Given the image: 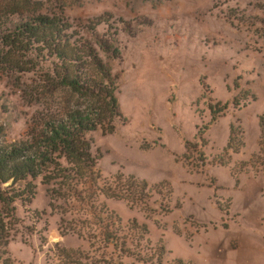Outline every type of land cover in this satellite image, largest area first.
Segmentation results:
<instances>
[{"label":"rangeland","instance_id":"1","mask_svg":"<svg viewBox=\"0 0 264 264\" xmlns=\"http://www.w3.org/2000/svg\"><path fill=\"white\" fill-rule=\"evenodd\" d=\"M219 1L224 0H167L154 7L141 0H92L80 7L72 0L64 2L66 12L74 15L112 9L123 15L142 13L152 21L140 23L141 30L127 37L122 60L113 66L125 121L116 120L112 133L97 129L87 138L91 151L100 155L98 167L104 176L131 174L150 186L168 182L169 200L163 189L155 197L170 211L150 219L122 201L106 200L107 206L123 221L136 217L144 222L151 242H163L164 260L170 263L264 264V168L254 171L248 164L240 171L236 165L247 162L258 148V116L264 113V31L234 28L207 12L212 4L214 12L237 4L257 13L249 3L264 0H228L217 6ZM7 91L5 80H0V124L4 137L12 140L24 132L25 118L23 102L17 94H4ZM40 101H57L70 109L93 103L68 88L47 92ZM215 104L226 109L206 128ZM231 125L242 127L244 146L229 153L228 165L213 164L227 144ZM186 141L198 150L188 159ZM198 152L207 158L204 162ZM226 198L229 206L221 210L216 201ZM47 203L39 186L32 205L24 208V225L17 223L10 230L7 250L21 264H43L44 250L57 241L78 244L58 234L60 210ZM35 212L46 215V222L35 224ZM27 224H33V237L25 239ZM175 227L181 235L173 232Z\"/></svg>","mask_w":264,"mask_h":264},{"label":"trees","instance_id":"2","mask_svg":"<svg viewBox=\"0 0 264 264\" xmlns=\"http://www.w3.org/2000/svg\"><path fill=\"white\" fill-rule=\"evenodd\" d=\"M64 1L0 3V80H5L8 87L4 94H17L23 102L21 113L25 118L24 132L12 140L4 137L0 124V264H21L7 250L10 230L17 223L24 225V208L32 205L39 186L44 188L50 209L60 210L58 234L78 241L69 246L61 241L53 243L44 250L43 264H124L125 260L187 264L181 259L165 261L163 242H151L144 222L136 217L123 221L106 204V200L122 201L128 209L150 219L164 215L170 208L155 195L160 189L166 190L165 198L169 200V183L150 186L144 179L121 172L104 176L98 167L100 155L91 151L87 138L97 129L112 133L116 120L125 121L116 97L118 74L113 66L122 60L121 47L127 37L141 30L140 23L152 21L142 13L123 15L112 9L74 15L66 12ZM72 1L80 7L92 0ZM141 1L154 7L167 0ZM224 2L228 0L219 1L217 6ZM249 5L257 13L237 4L221 6L217 12L212 4L207 12L234 28L264 31V2ZM56 88H68L93 103L85 109H70L57 101H40ZM239 102L234 101L238 106ZM225 109L224 105L211 106L212 116L206 128L217 122ZM258 127L257 151L247 162L236 163L240 171L248 164L254 171L264 168V113L258 116ZM229 130L223 152L211 163L228 165L229 153H238L244 146L242 127L231 125ZM195 146L185 142L191 154H184L186 159L192 156ZM198 159L204 162L207 158L198 152ZM229 203L230 198L223 203L216 201L221 210ZM40 215H36L35 224L46 222V215ZM31 226L25 225V239L33 237ZM173 232L181 235L177 227Z\"/></svg>","mask_w":264,"mask_h":264}]
</instances>
